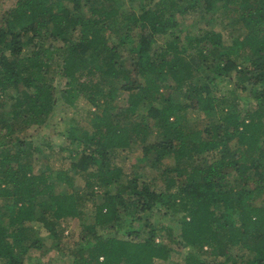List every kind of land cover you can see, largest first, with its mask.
<instances>
[{
  "label": "trees",
  "instance_id": "1",
  "mask_svg": "<svg viewBox=\"0 0 264 264\" xmlns=\"http://www.w3.org/2000/svg\"><path fill=\"white\" fill-rule=\"evenodd\" d=\"M80 97L101 111L93 130L70 129V164L55 179L20 133ZM135 144L128 174L122 154ZM262 194L264 0H15L0 16V264H44L42 230L58 239L65 217L81 219L73 264H163L171 241L185 264H264ZM170 212L180 232L161 225L169 242L152 214Z\"/></svg>",
  "mask_w": 264,
  "mask_h": 264
},
{
  "label": "rangeland",
  "instance_id": "2",
  "mask_svg": "<svg viewBox=\"0 0 264 264\" xmlns=\"http://www.w3.org/2000/svg\"><path fill=\"white\" fill-rule=\"evenodd\" d=\"M15 3V0H8L7 2L0 4V16L12 7ZM196 13H190L186 15V22H191ZM181 16L179 15V18ZM228 21V19H227ZM58 63L56 66H53L55 70L50 72V79H52L53 83L56 85L58 91L61 89L66 81L64 75L59 72L58 64L61 62L62 54L57 55ZM60 65V64H59ZM58 68V69H57ZM107 84L110 83H119L117 79H113L110 77L106 78ZM226 85V83H223ZM119 96L114 100L117 104H125L128 97V91L123 90L120 91ZM248 92H241L238 100L241 102V105L247 106L249 105L247 95ZM9 103V102H8ZM251 106V105H250ZM7 106L6 108H8ZM142 111H146V106H142ZM242 108V107H241ZM243 109V108H242ZM101 111L100 108L94 106L85 98L80 97L75 105H66V103L59 101L55 106L54 110L49 114L46 118L45 122L42 124L34 123L29 128L25 129L20 133L24 139H33L34 144L41 147L43 152H39V162L42 165L49 163L52 170V175L55 179L58 178V173L61 169H64L69 166L70 161L69 158L66 157L69 154V149L67 146L71 142L70 138V129L76 126L87 127L90 130L94 129L95 123V115ZM199 115V111L197 109H188L185 113V118H193L194 116ZM197 125H201L203 120L194 121ZM3 134V133H2ZM9 140V139H8ZM12 145V144H11ZM9 146L12 149V146ZM42 153V154H41ZM125 155L124 170L128 174L133 173L134 165L139 161V158L142 155L141 148L139 145L135 144L125 151H123L122 156ZM122 161V160H121ZM172 159H166V163H172ZM70 173H74L71 171ZM145 175L147 177H152L157 175V186L159 189H165V181L161 172H156L148 167V171L146 169ZM75 183L78 188L84 187L85 178L79 173L74 174ZM67 187L65 181H60L58 183V189H65ZM257 202H264V195H259L256 198ZM91 202L85 201L84 211L85 217L90 216ZM153 219L157 223L160 229V232L166 234L165 240L169 241L168 237V229H163L161 225H172L174 233L178 234L180 232V225L178 223L177 217L178 214H152ZM81 219L79 217H65L57 220V229L60 237L58 239L53 238L46 234L45 230L43 234L46 236V244L47 250L46 254L43 255L42 261L44 264H73L72 253L71 250L73 247L77 245V241L79 239V231H80V223ZM29 225L30 223L27 222ZM29 232H33L34 228L31 227L28 229ZM162 236H159L161 239ZM57 241V242H56ZM170 242V241H169ZM174 250L172 255L167 260H158L163 264H185V256H186V248H183L178 243L171 241L170 242ZM39 254V253H36ZM202 258H205L207 261H213V258H210L206 254H201ZM25 264H30L29 261H26Z\"/></svg>",
  "mask_w": 264,
  "mask_h": 264
}]
</instances>
